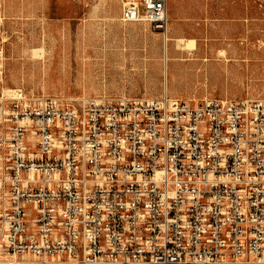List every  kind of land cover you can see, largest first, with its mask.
Returning <instances> with one entry per match:
<instances>
[{"label": "built area", "instance_id": "built-area-1", "mask_svg": "<svg viewBox=\"0 0 264 264\" xmlns=\"http://www.w3.org/2000/svg\"><path fill=\"white\" fill-rule=\"evenodd\" d=\"M167 1L123 0L120 18L163 34ZM1 255L0 264H264V99L0 91Z\"/></svg>", "mask_w": 264, "mask_h": 264}, {"label": "rangeland", "instance_id": "rangeland-1", "mask_svg": "<svg viewBox=\"0 0 264 264\" xmlns=\"http://www.w3.org/2000/svg\"><path fill=\"white\" fill-rule=\"evenodd\" d=\"M122 2L0 0V91L264 99V0H168L163 34L122 21Z\"/></svg>", "mask_w": 264, "mask_h": 264}, {"label": "bare ground", "instance_id": "bare-ground-1", "mask_svg": "<svg viewBox=\"0 0 264 264\" xmlns=\"http://www.w3.org/2000/svg\"><path fill=\"white\" fill-rule=\"evenodd\" d=\"M157 184H166V177H157Z\"/></svg>", "mask_w": 264, "mask_h": 264}]
</instances>
